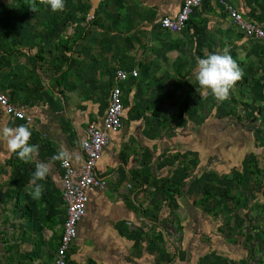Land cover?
<instances>
[{
  "label": "rangeland",
  "instance_id": "1",
  "mask_svg": "<svg viewBox=\"0 0 264 264\" xmlns=\"http://www.w3.org/2000/svg\"><path fill=\"white\" fill-rule=\"evenodd\" d=\"M8 1L11 3L13 0ZM85 2L89 5L86 8L90 9V0ZM121 2L104 0L92 17H88L85 8L83 22H67L59 26L56 21L64 10L59 15V12L46 9L49 19L39 21L41 25L32 23L39 19L37 14H31L29 19L26 18L32 20L27 25L25 20L17 21L12 9L7 8L6 0H0V6L4 7L0 9V24L9 25L4 18H12L15 22L12 26L17 33V37L10 41V87L13 96L28 103L29 112L33 114L29 143L40 145L36 159L49 163L51 168L49 176L41 182L45 188L42 197L33 200L28 195V181L35 170L36 160L24 163L17 154L8 151L6 141H0V264H44L52 256L59 233L61 209L57 174L59 161L51 158L61 147L70 153L79 149L84 127L91 120H99L104 111L106 85L113 79L114 70L130 66L139 70L133 85L139 100L137 118H134L135 108L130 105V95L126 99V120L121 132L114 134L102 153L105 155H102L104 164L103 168L100 164L99 169L107 174L106 185L89 199L69 264H141L148 261L149 254L153 253L145 245L135 249L131 243L122 249L117 240L107 242L102 239L109 230L114 234L121 233L122 223L110 224L109 229L107 223L98 222L89 231L92 212L101 214L103 210L125 208V200L133 209L132 199L139 194L142 201L136 208L142 217L136 218L139 225L135 226L141 225L143 239L151 237L154 228L160 226L159 220L151 218L150 211L163 202H155L152 196L166 194V199L172 204V216L168 222L163 221L161 227L168 228L171 235L173 258L177 259L184 245L187 250L190 247L184 262L176 261L177 264H185L186 259L190 260L189 264H201L207 258L212 264H264V68L251 66V89L235 88L231 90L230 98L223 102L215 100L213 95L208 98L213 100L212 104L215 100L212 108L216 113L234 114L239 120L251 119V150L240 152L239 148L225 145L230 142L228 137L232 138L228 136L222 140L219 152L212 153L207 144V152L200 156L204 161H201L192 147L203 146V138L192 140L186 135L189 133L183 135L187 123L183 128L178 120L193 99L198 100L194 105L203 109L201 94L190 83L197 81L190 69L201 56L194 52L189 59H182L176 53L174 61H171L166 58L164 50H157L160 54L157 63L153 64L149 55L150 35L163 34L162 37L167 38L158 25L161 15L151 16L154 18L150 22L137 27L135 23L141 21L142 12L146 13V10L138 13L136 7H132V0H125L126 7H122L124 2ZM25 13L29 16V11ZM80 25L86 32L84 35L89 32V52L93 46L90 63L98 65L104 62L105 65L104 79L99 76L97 80V74L89 76L94 84L92 89L89 88V105L83 106L75 104L71 86V82L76 80L72 72L75 68L72 56L75 55L77 35L82 32L79 31ZM27 34L31 35L28 41L25 39ZM102 42L109 46L107 53L100 48ZM253 45L258 47L251 41V51H257ZM203 55L205 58L206 53ZM255 59L251 53V65ZM54 61L60 69H54ZM47 62L50 64L48 71L44 69ZM154 70L157 75H154ZM57 72L61 74L58 76ZM56 75L57 80L54 81ZM28 79L34 89L30 95L25 94L22 88ZM87 107L89 114L85 117L83 112ZM165 107L167 110L163 111ZM163 113L169 114L163 117ZM19 125L22 124L0 110V129ZM134 127L138 133L141 131L137 137L125 135ZM202 197L212 199L199 204ZM199 216L205 223V234L202 230L192 229ZM128 226L133 228V225ZM230 232L234 233L232 237H237L235 244L227 243L224 237ZM200 244L202 248H199Z\"/></svg>",
  "mask_w": 264,
  "mask_h": 264
},
{
  "label": "crops",
  "instance_id": "2",
  "mask_svg": "<svg viewBox=\"0 0 264 264\" xmlns=\"http://www.w3.org/2000/svg\"><path fill=\"white\" fill-rule=\"evenodd\" d=\"M7 8L12 9V13L16 15V19L19 22L20 20H25V24L29 25L30 21V15L31 14H37L38 15V21H32V23H35L37 25H41L39 21H47L46 16V9H51L50 6H45L39 4L38 0H32L29 4L27 3L28 0H13L11 3H9L8 0ZM86 0H66V6L64 9V14L62 16H59L56 23L59 26H62V24L67 22H74V23H81L84 21V18H82V15H85V8L87 3ZM89 1V0H88ZM104 0H99L98 5H101ZM113 1V0H112ZM120 1V0H117ZM123 5L122 7H126L125 0H122ZM134 2L133 8L136 7V11L140 13V10H146V13L142 12L141 15V21L138 23H135L137 27L141 24L143 26L144 24H147L152 20L154 15L163 16L166 14H175L178 9L180 8V5L183 0H132ZM136 2V3H135ZM91 3V2H90ZM23 4V5H22ZM24 7V12L22 10V7ZM33 6L36 8V11H32L31 7ZM43 6V7H42ZM225 6H231L232 8H235L239 10L241 13H243L246 16H249L252 19H255L259 23L264 25V0H204L201 2V4L194 9V11L191 14L190 20L187 24V27L182 30L180 33H171L168 31H163L165 36L167 38L164 39L161 35H150L149 40L151 42L149 55H151L150 60L153 62V64L157 63V56L160 54L157 52V50H164L166 58L169 57L171 61H174L176 53H179L181 55L182 59H189L190 56L196 52L198 56H201V58H204L203 53L209 54V52H220L224 47H228L230 49V54L235 59L240 67L243 69V73L245 76L240 81H238L234 87L235 88H250L251 89V66H259L264 68V51H262L260 48L256 47L257 51H251V39L244 37L241 33L237 32L232 24L230 23V20L228 19V14L226 11ZM2 5L0 6L1 9ZM42 7V12L39 13V10ZM4 8V7H2ZM5 8V9H7ZM132 8V9H133ZM73 11L72 10H77ZM3 10V9H1ZM86 10L89 11V8ZM25 11H29L28 14L25 13ZM68 11V13H66ZM60 15V11H58ZM83 13V14H82ZM1 16V15H0ZM23 16V17H21ZM160 16V17H161ZM125 17V16H123ZM159 17V18H160ZM27 18V19H26ZM158 18V19H159ZM8 21L7 24L2 26L0 24V82L1 87L3 91H6L12 98L13 93L10 87V77L9 72L11 71V65H10V48L12 45H10V41L13 40V37H17V33L14 31V28L12 24H15L14 20L12 18H4ZM86 19V17H85ZM126 19V18H125ZM125 21V20H124ZM158 21V20H157ZM157 25V24H156ZM82 27L80 25L79 31H82ZM87 30H89V27H87ZM86 32H80L79 35H77L76 39V45H75V52L72 57L73 61L75 62V68L72 69V72L76 76L75 82H71V86L74 90V98L76 99L75 104L77 105H89V88L92 89L94 82L89 79V76L91 74H97V80L100 78L104 79L103 73H104V62H101V64L98 63V65H92L90 62L91 55L90 53H93V46L91 47L92 50L89 52V32H87V35H84ZM82 34L84 36H82ZM162 37V38H161ZM27 41L31 39V35L27 34V37L25 38ZM99 47V46H98ZM154 47V48H153ZM100 48L102 49V52H108L109 46L102 42ZM253 50H255L253 48ZM161 52V51H160ZM56 53V52H55ZM251 53L254 54L256 57V61L253 65H251ZM47 57V56H46ZM97 60V57H94ZM61 63V62H60ZM59 63V64H60ZM107 63V60L106 62ZM263 65V66H262ZM152 66V65H151ZM50 64L47 62L45 64V68L47 71L49 70ZM54 69H60V67L56 66V63L54 61L53 65ZM130 68H138L136 66H130L127 67V69ZM196 65H192L190 69V73H195ZM263 70V69H262ZM56 71V70H55ZM58 73V72H57ZM61 74L58 73L59 76ZM57 75L53 78L54 81L57 79ZM154 75H157V72L154 70ZM93 76V75H91ZM139 76V70L138 75L136 78L129 79L126 82H123L121 84V87L123 89V99H124V112L122 114V124L126 120L125 118V110H126V99H129V96L131 95L132 98H130V105L135 108L134 118H137V108H138V99L134 92V84ZM103 82V81H101ZM113 81L109 80V84H107V94L108 89L110 87V84ZM52 82L49 81V84ZM193 89H196L197 92H199L200 99H202L203 103V109H200V107H196L194 103H197L198 100L193 99V103L191 106L187 109L186 112H184L181 116V118H178L182 122V126L184 128V124L187 123V129L183 130V135L186 134L189 138L194 140V138L202 137L204 140V145L198 144L196 147H192V149L198 154V158L201 161H204V158L201 159V153L205 154L207 152L208 147L211 148L212 153L219 152L221 150V145H223L222 140L224 138H227L228 136H231L232 138H229L230 142H226L225 145H232L233 148H239V151H249L251 150V119L248 117L245 119H236L234 114H228V113H216L213 111L212 106L215 104H212L213 100H209L208 98H212V94L210 90L208 89H202L198 83V81H192L190 82ZM172 86L174 84L171 83ZM23 92L27 95H30L32 93L33 85L30 79H28L27 85L23 86ZM196 92V94H197ZM91 99V98H90ZM13 100L18 104L21 105L27 113L31 114L30 106L28 103L22 101H18V99L13 96ZM166 101H169L168 98L165 99ZM208 101H211V103L208 104ZM170 102V101H169ZM106 107V106H105ZM84 108V107H82ZM0 110L2 113L7 116L3 110L0 107ZM163 111H166V107L162 108ZM161 110V111H162ZM105 111V108H104ZM104 111L100 118L103 116ZM79 112V110H78ZM85 117L89 114V108L87 107L85 111L83 112ZM169 113H163V117L168 115ZM33 115V114H31ZM8 118H11L7 116ZM33 117V116H32ZM151 117V115H150ZM12 119V118H11ZM14 120V119H13ZM34 120V118H33ZM100 120V119H99ZM95 120V121H99ZM17 121V120H15ZM93 121V120H91ZM198 122V126L195 127V122ZM19 122V121H17ZM21 123V122H20ZM34 123V122H33ZM248 123V124H247ZM22 124V123H21ZM121 124V127H122ZM121 127L118 129V131L114 132L111 135V140L114 137V134H117L121 132ZM85 129L84 127V137H85ZM191 129V130H189ZM193 130V131H192ZM129 134H125L128 136H131L132 134L137 137L139 133L136 127L130 128L128 130ZM192 134V135H190ZM83 137V139H84ZM207 144L209 146L207 147ZM219 145V146H218ZM224 145V146H225ZM70 153V152H69ZM76 153V154H75ZM75 153H70L72 155L71 161L73 164L77 165L79 163L80 159V148L75 151ZM105 155H103L104 157ZM197 156V155H196ZM101 167L103 168L104 164V158L101 159ZM104 172V171H103ZM59 184H60V175H59V162H58V169H57ZM102 175L105 177L107 182V174L102 173ZM97 190H90L89 192V199L91 195L96 192ZM166 194H161L158 196H152L154 197V201H160L163 202L162 204H159L156 206V209L150 211L151 218L153 220H159L160 226H156L154 229V233L148 237H144L143 239V232L142 227L135 226L137 223L136 218H141L142 215L139 211V208H136V206H140V202L142 201L140 198V194L137 195V197H134L133 200V209H130L129 206L131 205L129 201L125 200V208L120 209H113V210H103L100 214L99 212H92L91 215H89V231L94 229L96 224L98 222H104L107 223V228H111V226H108L110 224L114 223H122L121 225V233L114 234L112 231L105 232V236L102 237V239H105V241L110 240H117L118 243H120L123 248H127L131 243L134 245L135 249H141L143 245L149 247V249H152L153 254H149L150 259L146 262H140L141 264L147 263L148 264H177L176 261L184 262V258L187 257L188 251L186 245L183 246L182 251L179 252L177 259L175 260L173 258V246L171 243L170 234L168 233V228L161 227L162 222L166 221L168 222V218L172 216V204L170 201L166 199ZM212 198L205 199L201 198L199 204H203L206 201L211 200ZM124 205V204H123ZM88 206V205H87ZM60 209L62 216V200H61V184H60ZM208 215V214H207ZM85 217V216H84ZM83 217V218H84ZM82 220L78 224V232H79V226L81 224ZM101 218V219H99ZM128 225H133V228H130ZM197 227V228H196ZM203 227V228H201ZM201 228V229H200ZM192 229H198L202 230L203 233H206L205 230V223L202 221V218L199 216L197 220V225L193 226ZM190 230L187 231L189 233ZM216 232V231H215ZM236 233V232H235ZM233 232L228 233V236H224L227 243H236L234 239H237V237H232ZM112 235V236H110ZM78 239V235H77ZM75 240V242L77 241ZM150 239V240H149ZM225 241V243H226ZM182 242V241H181ZM199 248H202L201 244ZM140 252V250H139ZM214 254L215 251H213ZM53 253V251H52ZM141 257V256H140ZM51 258V257H50ZM72 258V257H71ZM202 259V258H201ZM50 260V259H49ZM48 260V261H49ZM199 259H196V261ZM47 261V262H48ZM189 259L185 260V264H189ZM194 261V260H192ZM209 261H211L209 258H207L206 261H204L201 264H212ZM45 262V263H47ZM207 262V263H206ZM44 263V264H45ZM229 264H232L229 262Z\"/></svg>",
  "mask_w": 264,
  "mask_h": 264
},
{
  "label": "built area",
  "instance_id": "3",
  "mask_svg": "<svg viewBox=\"0 0 264 264\" xmlns=\"http://www.w3.org/2000/svg\"><path fill=\"white\" fill-rule=\"evenodd\" d=\"M204 0H183L175 14H166L159 18L158 25L162 30L180 33L187 27L191 14ZM228 19L234 29L244 37L251 39L264 51V25L244 15L231 6H225ZM136 68H116L108 89L106 107L99 121L86 124L85 137L80 142V159L77 165L71 159L67 163L59 161L61 184L62 216L59 233L50 260L45 264H69L74 242L78 235V224L86 215L90 190H99L106 185V179L99 169L104 148L111 140V135L118 131L122 124L124 112L123 89L121 84L136 78ZM0 107L3 112L22 124L32 125L31 114L13 101L3 91L0 82ZM86 143L87 148L81 146Z\"/></svg>",
  "mask_w": 264,
  "mask_h": 264
},
{
  "label": "clouds",
  "instance_id": "4",
  "mask_svg": "<svg viewBox=\"0 0 264 264\" xmlns=\"http://www.w3.org/2000/svg\"><path fill=\"white\" fill-rule=\"evenodd\" d=\"M39 4L50 6L53 12L63 11L66 6V0H38ZM32 11L36 8L30 6ZM243 69L238 62L233 59L230 49L224 47L220 52H213L205 58H198L196 62L195 77L202 89L210 90L217 101L223 102L230 98V92L234 89L236 83L243 78ZM32 131L29 124H22L17 127H3L0 129V141H6L9 152L17 154L18 158L24 163H30L36 160L35 170L28 181V195L33 200H39L44 191V185L41 183L50 174L49 163L38 161L39 144H30ZM87 148V144H81ZM72 158L69 151L63 147L58 153L52 156V161L67 163Z\"/></svg>",
  "mask_w": 264,
  "mask_h": 264
},
{
  "label": "water",
  "instance_id": "5",
  "mask_svg": "<svg viewBox=\"0 0 264 264\" xmlns=\"http://www.w3.org/2000/svg\"><path fill=\"white\" fill-rule=\"evenodd\" d=\"M98 1L99 0H90L91 6H90V9L88 11V17H92L94 15L95 9L98 6Z\"/></svg>",
  "mask_w": 264,
  "mask_h": 264
},
{
  "label": "trees",
  "instance_id": "6",
  "mask_svg": "<svg viewBox=\"0 0 264 264\" xmlns=\"http://www.w3.org/2000/svg\"><path fill=\"white\" fill-rule=\"evenodd\" d=\"M31 1H32V0H28L27 3L29 4ZM22 5H23V4H22ZM21 7H22V10H23V12H24V7H23V6H21Z\"/></svg>",
  "mask_w": 264,
  "mask_h": 264
},
{
  "label": "bare ground",
  "instance_id": "7",
  "mask_svg": "<svg viewBox=\"0 0 264 264\" xmlns=\"http://www.w3.org/2000/svg\"><path fill=\"white\" fill-rule=\"evenodd\" d=\"M138 71V70H137ZM123 84V83H122Z\"/></svg>",
  "mask_w": 264,
  "mask_h": 264
}]
</instances>
